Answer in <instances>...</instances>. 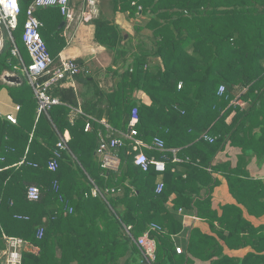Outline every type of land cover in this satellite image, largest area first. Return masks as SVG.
<instances>
[{
  "label": "trees",
  "instance_id": "obj_1",
  "mask_svg": "<svg viewBox=\"0 0 264 264\" xmlns=\"http://www.w3.org/2000/svg\"><path fill=\"white\" fill-rule=\"evenodd\" d=\"M18 2L21 11L12 38L2 28L0 51V90L6 87L19 105L16 123L0 115V254L5 234L25 241L22 264H145L135 239L155 223L160 229L150 231L156 243L151 264H182L184 256L171 240L182 228L177 216L180 207L195 208L197 216L224 225L209 211V191L216 182L211 172L225 171L228 165L211 166L216 153L229 142L240 145L244 156H264V0H99L98 15L91 20L94 40L113 55L107 68L115 81L111 90L81 72L74 79L88 90L82 97V113L74 110L81 90L63 87L64 80L48 91L61 104L39 114L23 71V65L31 62L22 34L33 0ZM118 12L128 19L143 17L134 25V36L116 23ZM34 14L57 62L62 46L51 50L45 36L49 31L55 37L61 33L60 9L40 7ZM15 47L19 55L12 52ZM4 72L18 75L20 84L4 83ZM221 85L224 90L219 93ZM137 91L151 103L137 101ZM236 97L248 106L233 104ZM133 107L139 116L137 138L147 144L154 137L164 141L163 151L143 148L148 157L164 161L162 173L152 165L147 170L135 165L129 140L115 149L120 160L117 169L100 165L95 150L108 130L100 120L105 118L116 132H127ZM233 109L235 115L226 123ZM87 121L91 126L85 131ZM65 131L70 136L66 148L58 149ZM55 151L58 168L51 171L47 163ZM174 156L180 161H174ZM159 175L163 189L156 192ZM242 183L246 181L238 185ZM31 184L40 189L36 201L26 198ZM241 225L259 234L264 248V228ZM241 225L232 230L241 231ZM251 246L260 250L259 244ZM219 263L264 264V255L248 253L242 260L223 256Z\"/></svg>",
  "mask_w": 264,
  "mask_h": 264
},
{
  "label": "crops",
  "instance_id": "obj_2",
  "mask_svg": "<svg viewBox=\"0 0 264 264\" xmlns=\"http://www.w3.org/2000/svg\"><path fill=\"white\" fill-rule=\"evenodd\" d=\"M81 2L82 0H72V4H74V8L77 12ZM97 15L98 14L87 15L81 22L75 24L70 32L66 30V21L64 19L60 26L62 27L61 33L55 37L54 33H50L49 31L45 38L50 42L51 50L53 51L62 46L56 56L57 59L62 57L66 59H76V61L79 60L82 71L87 73L86 75L93 77L101 88L109 91L115 82L110 78L111 74L108 73L107 70L111 65L113 55L112 52L99 45L94 40L95 27L91 19L95 18ZM116 16H118V19L115 20L116 23L131 36H134V31L129 30L130 26L132 27V21H139L143 18L128 19L124 13L120 12H118ZM70 35L71 39H69ZM5 73L9 72H4L3 74ZM2 81L11 85L4 80ZM62 85L63 87H73L75 90H81V96L78 98V108H74V110L77 113H82V97H84V93H88L86 84L82 83L80 79L75 80L73 78L70 81L63 82ZM135 98L137 101H141L147 105L151 103L150 98L142 91H137L135 93ZM233 104L244 108L248 106L247 102L237 97ZM16 105L18 104L12 101L7 88H2L0 90V115L3 118H5V115L8 113L16 116L19 110L15 109ZM234 115L235 110L233 109L227 115L225 120L226 123H230ZM102 119H104L106 123V119ZM106 124L108 125V123ZM255 132H257V130H255ZM108 134L109 131L107 130L106 135ZM69 137L68 131H65L61 138L67 142ZM242 141L238 142L242 144ZM147 149L150 150V148ZM173 150L176 151L177 148ZM263 157L264 156L259 159L255 154L244 156L240 145L234 146L229 142L216 153L211 162V166H221L224 163L228 165L227 168L224 169L225 171L219 169L211 172V176L216 182L209 191L211 197L209 211L214 212L218 219H222L224 225L220 224L215 219L210 223L208 220L197 216L195 208L187 211L183 209V213L187 216L185 219L182 216L183 213L180 214L177 210V216L182 228L177 235L171 237V240L175 247L181 246L183 248V252H181L184 256L182 264H215L214 261L220 264L219 258L223 256L242 260L248 253L264 255V248H262V244L258 242L259 234L250 233L245 225H241V223L244 222L252 228H264ZM177 161H180V159L178 160L177 158ZM160 180H162L161 175L157 177L155 184L157 185ZM242 181H246V183L238 185V183ZM231 190L237 194V197L241 200L240 203L233 196ZM174 197V193L169 197V208H172V200ZM193 216H196L197 219L193 218ZM240 225L242 226L241 228L244 229H241L239 232H234L232 230L233 228L238 229ZM235 239H237V241H235ZM239 242H242L244 245L241 246ZM252 243L259 244L258 248L260 250H255L251 246ZM189 245L192 246L191 250H188Z\"/></svg>",
  "mask_w": 264,
  "mask_h": 264
},
{
  "label": "built area",
  "instance_id": "obj_3",
  "mask_svg": "<svg viewBox=\"0 0 264 264\" xmlns=\"http://www.w3.org/2000/svg\"><path fill=\"white\" fill-rule=\"evenodd\" d=\"M98 0H82L78 7V12L72 4V0H33V2L27 7L26 10V20L23 26L22 41L27 49V52L31 58V62L28 65H23V71L25 72L28 82L31 85L34 94L38 101V114L41 112H46L52 106L60 105L61 101L57 97H52L49 95V89L61 81H70L75 75L81 73V66L74 60L69 58H59L57 62L51 57L45 41L42 39L40 34V27L42 23L35 16L34 11L36 8L55 6L60 9L62 16L66 21V30L70 32L74 25L81 22L87 15L98 13ZM20 5L18 0H0V33L2 28L8 31V34L12 38L11 30L16 27L17 17L20 14ZM2 34V33H1ZM3 39V34H2ZM71 39V35L69 36ZM12 52L19 55L18 49L15 47ZM4 75V74H3ZM46 76V77H45ZM45 77V79H41ZM3 80V76L1 77ZM224 90V86L219 87V93ZM15 109L18 110L19 106L16 105ZM5 119L11 123H16V116L14 114L8 113L5 115ZM139 121L138 109L133 107L131 110V116L129 119V130L127 132H116L109 125L105 123L104 119L100 122L109 131L106 138L101 137L95 153L99 158L100 165L104 169H117L119 165V157L115 153V149L123 146L126 140L130 141L132 146V151L135 152L133 162L135 165L139 166L142 170H147L151 165L154 169L162 173L165 170L164 161L161 159H156L153 157H148L143 148L156 149L158 151L165 150L164 141L159 137H154L151 144L145 143L140 138H137L136 125ZM90 121L85 123V131L90 128ZM205 139L212 141L209 136H204ZM58 149L66 148V143L63 138L57 143ZM175 153V150L172 149ZM55 156L50 159L47 163V167L51 171H55L58 168L57 157L59 153L55 151ZM177 157L174 156V161ZM163 189V182L160 180L155 190L160 192ZM95 190L93 194H95ZM26 198L29 201H36L40 198V189L38 186L31 184L26 188ZM72 208H69L71 211ZM183 208H179L178 212L183 213ZM183 218L187 216L183 213ZM193 218L197 219L196 216ZM129 228V227H128ZM153 229H160V227L151 223L141 235H139L135 242L140 249L145 264H151L155 259L156 253V243L155 240L150 236V231ZM43 235V227L38 228L37 237ZM5 242V248L1 252V264H22V248L25 241L17 236L3 235ZM175 250L177 253L183 252L181 246H176Z\"/></svg>",
  "mask_w": 264,
  "mask_h": 264
},
{
  "label": "water",
  "instance_id": "obj_4",
  "mask_svg": "<svg viewBox=\"0 0 264 264\" xmlns=\"http://www.w3.org/2000/svg\"><path fill=\"white\" fill-rule=\"evenodd\" d=\"M126 37V35H125ZM3 47V39H2V34L0 33V51ZM3 80L7 83L10 84H20L21 79L18 75L14 74V73H5L3 75Z\"/></svg>",
  "mask_w": 264,
  "mask_h": 264
},
{
  "label": "rangeland",
  "instance_id": "obj_5",
  "mask_svg": "<svg viewBox=\"0 0 264 264\" xmlns=\"http://www.w3.org/2000/svg\"><path fill=\"white\" fill-rule=\"evenodd\" d=\"M98 3H99V0H98ZM116 19H118V16L115 15V20H116ZM119 20H120V19H119ZM142 20H143V19H140L139 21H134V22L132 21L133 24H132V27L130 26V29H129V30H130V31H135V29H134L135 26H134V25H135L136 23H139V24H140ZM1 33L3 34V31H2V30H1ZM82 72H83V74H87V73H85L84 71H82ZM33 249H34V248H33ZM34 250H36V248H35ZM0 256H1V254H0Z\"/></svg>",
  "mask_w": 264,
  "mask_h": 264
}]
</instances>
